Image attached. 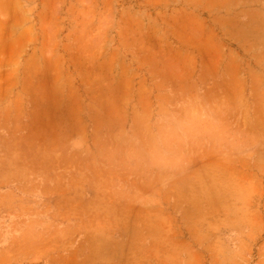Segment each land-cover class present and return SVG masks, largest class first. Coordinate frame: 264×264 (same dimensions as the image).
I'll use <instances>...</instances> for the list:
<instances>
[{
    "label": "rangeland",
    "instance_id": "374dc122",
    "mask_svg": "<svg viewBox=\"0 0 264 264\" xmlns=\"http://www.w3.org/2000/svg\"><path fill=\"white\" fill-rule=\"evenodd\" d=\"M0 264H264V0H0Z\"/></svg>",
    "mask_w": 264,
    "mask_h": 264
},
{
    "label": "bare ground",
    "instance_id": "6f19581e",
    "mask_svg": "<svg viewBox=\"0 0 264 264\" xmlns=\"http://www.w3.org/2000/svg\"><path fill=\"white\" fill-rule=\"evenodd\" d=\"M203 25V24H202ZM156 27V26H155ZM197 34V33H196ZM201 36V35H200ZM190 37V36H189ZM199 39V38H198ZM183 44H185V43H183ZM201 46V45H200ZM220 47H218V49H219ZM211 49V48H210ZM211 66V65H210ZM238 73V72H237Z\"/></svg>",
    "mask_w": 264,
    "mask_h": 264
}]
</instances>
